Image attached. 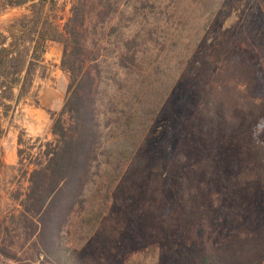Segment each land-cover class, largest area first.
I'll list each match as a JSON object with an SVG mask.
<instances>
[{"label":"trees","instance_id":"obj_1","mask_svg":"<svg viewBox=\"0 0 264 264\" xmlns=\"http://www.w3.org/2000/svg\"><path fill=\"white\" fill-rule=\"evenodd\" d=\"M121 1L72 0L70 16L59 29L46 11L53 0H3L4 7L30 3L23 18L27 22L18 30L29 45L20 50L0 32V114L6 116L10 102L28 94L50 41L62 44L60 69L67 73L68 85L62 109L52 117L54 141L44 145L43 160L35 162L17 214H11L15 234L10 252L0 250V264H126L124 254L133 236L155 241L163 254L172 249L159 264H264L261 64L229 54L199 68L194 123L237 134L249 163L227 174L210 159L202 160L200 171L206 170L213 181L204 187V202L197 208L196 165L191 161L187 175L182 171L184 152L172 156L168 150L151 159L145 149L144 132L157 112L148 98L151 65L143 48L154 40L151 35L117 33L120 27L113 22ZM258 3L252 25L264 28V0ZM131 25L132 19L123 27ZM178 173L179 212L168 200ZM129 185L142 196L134 227H147L139 235L132 232L129 222L134 219L128 211L123 219L110 212L114 193ZM243 196L247 201L238 207ZM72 227L116 249L108 258L84 255L69 240ZM160 231L169 241L156 239Z\"/></svg>","mask_w":264,"mask_h":264},{"label":"rangeland","instance_id":"obj_2","mask_svg":"<svg viewBox=\"0 0 264 264\" xmlns=\"http://www.w3.org/2000/svg\"><path fill=\"white\" fill-rule=\"evenodd\" d=\"M53 2L46 8L47 15L54 18L61 29L70 16L72 0ZM3 4V0H0V32L9 37L8 42L12 41L14 46L17 43L19 49L24 50L29 43L27 39L23 41L20 38L18 30L27 22L23 18L29 15L30 3L18 7H4ZM258 5V0H122L113 22L120 27L117 33L153 37L154 41L149 47L143 48V56L151 65L152 90L148 98L156 107L157 114L153 125L144 132L145 149L152 153L151 159L164 157L168 150L172 156L184 152L185 164L182 171L187 175H190L188 168L191 161L196 165L195 169L199 173L194 186L199 193V205L196 204L197 201L194 205L197 208L204 202V187L213 181L207 177L206 170L200 171L199 164L202 160L210 159L212 164L217 163L227 174L233 170L238 172L242 162L245 166L249 162L245 146L237 134H228L219 128L207 129L203 123H194V107L200 92L196 77L203 62L211 63L219 56L229 54H241L248 60L257 59L264 71V28L261 24L254 27L251 19L253 11H259ZM131 19L133 25L123 27ZM11 34L16 37L11 39ZM61 55L62 44L50 41L33 75V83L39 82L38 79H55L62 71ZM63 73L67 78V73ZM118 77L123 78L124 75L119 73ZM31 89L22 99L10 102V110L6 116L0 114V250L4 252H10V236L15 234L10 225L11 214H17L18 205L27 192L29 174L35 162L43 160L44 145L54 141L51 133L52 117L59 113L47 110V125L42 134L35 136L28 133L22 119L26 115L24 106L39 105L37 90ZM163 176H167V173ZM177 176L179 173L172 179L175 192H168V200L179 212ZM127 200L130 202L126 203ZM141 200L140 192L129 185L128 189L120 188L114 193L110 208L117 219H123L125 211L129 212L134 219L129 225L136 235L147 227L146 224H141L138 230L134 227L137 223L135 209L139 207ZM245 201L247 198L241 197L238 207ZM239 214L236 213V216ZM18 232L22 230L19 229ZM159 233L154 235L158 236L156 239L159 242L169 241L163 231ZM84 236L86 239H82ZM20 237L22 241L24 235L21 234ZM69 240L81 253L92 256L93 259L105 254L108 258L110 250L116 249L114 245H107L97 237L86 235L83 231L79 233L76 227H72ZM130 243L132 244L128 245L124 254L126 264H159L163 255L169 256L172 252L170 248L169 253L163 254L155 241L139 239L137 236H133ZM111 254L116 256L115 253Z\"/></svg>","mask_w":264,"mask_h":264},{"label":"crops","instance_id":"obj_3","mask_svg":"<svg viewBox=\"0 0 264 264\" xmlns=\"http://www.w3.org/2000/svg\"><path fill=\"white\" fill-rule=\"evenodd\" d=\"M62 75V79H60ZM39 82L33 83L32 91L37 90L38 95V107L35 105H25V113L23 119L24 126L28 133L38 136L42 134L46 125L48 116L46 111H55L60 112L62 109L64 98L63 93L66 91L68 85V76L65 77V74L60 71L55 79L49 78L38 79ZM40 83V86H38Z\"/></svg>","mask_w":264,"mask_h":264}]
</instances>
